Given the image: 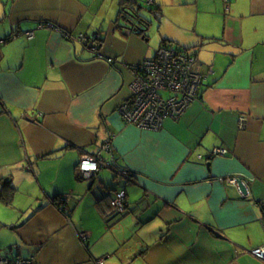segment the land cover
Wrapping results in <instances>:
<instances>
[{"label":"crops","instance_id":"obj_1","mask_svg":"<svg viewBox=\"0 0 264 264\" xmlns=\"http://www.w3.org/2000/svg\"><path fill=\"white\" fill-rule=\"evenodd\" d=\"M108 1L0 0V260L264 264L252 254L264 247V0H138L134 20ZM141 16L158 51L195 55L203 76L199 99L159 131L119 112L152 55L130 31ZM85 155L101 168L79 180ZM234 176L247 197L219 181ZM121 191L128 209L115 214Z\"/></svg>","mask_w":264,"mask_h":264},{"label":"built area","instance_id":"obj_2","mask_svg":"<svg viewBox=\"0 0 264 264\" xmlns=\"http://www.w3.org/2000/svg\"><path fill=\"white\" fill-rule=\"evenodd\" d=\"M32 37L31 33L26 34ZM15 34L13 37H18ZM109 64L113 60H108ZM199 61L186 51L163 45L154 58L132 68L135 80L130 86L131 98L119 108L126 123L139 129L159 131L165 120L180 118L187 108L199 99L203 76L198 71ZM225 148L216 149L215 156H225ZM99 157L85 155L81 158L79 172L84 176L97 172L101 167ZM105 167L108 164L104 165ZM127 175L124 170L120 171ZM230 183L236 178L229 177ZM115 214H123L128 209L126 191L117 192L111 201ZM81 239L86 242L87 235ZM254 257L264 261V247L252 251ZM0 264H32L25 259H1Z\"/></svg>","mask_w":264,"mask_h":264},{"label":"trees","instance_id":"obj_3","mask_svg":"<svg viewBox=\"0 0 264 264\" xmlns=\"http://www.w3.org/2000/svg\"><path fill=\"white\" fill-rule=\"evenodd\" d=\"M120 4H121V9H120V17H126L128 14V11H131L133 13H139V11L136 9L139 5L138 0H120ZM142 18V19H141ZM141 18L139 17V21H141L143 24H139V25H135L133 27L130 28V31L135 33L136 35L143 37L145 39L149 38V29L151 28L152 25V21L151 19L147 18V17H143L141 16ZM141 25V26H140ZM166 42H163L162 45H166ZM105 164H108L107 162H105ZM109 166V164H108ZM106 166V167H108ZM78 179L82 180V173L79 172V167H78ZM84 176V175H83ZM126 178H130L132 177V173L127 172V175L125 176ZM4 193H3V197L6 198V195L9 191L14 190V186L12 184V182L10 180L6 181L4 183ZM62 197V198H61ZM64 195H58L56 198H53L52 201L58 206V208H60L62 211H64V206L67 204L65 198H63ZM117 216H111L108 218V227L111 228L116 220H117Z\"/></svg>","mask_w":264,"mask_h":264},{"label":"rangeland","instance_id":"obj_4","mask_svg":"<svg viewBox=\"0 0 264 264\" xmlns=\"http://www.w3.org/2000/svg\"><path fill=\"white\" fill-rule=\"evenodd\" d=\"M114 1H112V0H109L108 2H107V4H111V3H113ZM117 4V3H116ZM140 6H142L144 9H148V3L146 2L144 5H140ZM143 11L144 10H142V13H143ZM145 13H146V11H144ZM167 14H172V15H174V16H178V9L177 8H175V7H172V8H170V9H168V11L166 12ZM184 29H187V28H184V27H182V26H179V27H177V28H174V30H176L177 32H179V34H180V37H181V39H182V41H184V43H187V42H189V41H193V37H191V35L189 34V33H186V31L184 30ZM155 32H158V26H156L155 27V29H154V31H152L151 32V30L149 31V41H148V43H147V46H148V49H149V51L151 52V58L155 55V53H156V51H158V48H159V46H160V44H161V38L160 37H158V36H156L155 35ZM195 42H196V40H195ZM196 43H198V42H196ZM202 48V50H201V52L202 51H206L207 49H208V46H205V47H201ZM200 48V49H201ZM37 206H40V204H38ZM82 210L83 209H80L79 210V215H81V213H82ZM87 209H86V207H85V210L84 211H86Z\"/></svg>","mask_w":264,"mask_h":264},{"label":"water","instance_id":"obj_5","mask_svg":"<svg viewBox=\"0 0 264 264\" xmlns=\"http://www.w3.org/2000/svg\"><path fill=\"white\" fill-rule=\"evenodd\" d=\"M129 13H131V12H129ZM128 13V14H129ZM131 14H133V13H131ZM132 20H134L136 17H135V15H128ZM207 167L208 168H210L211 167V163H209L208 165H207ZM229 177H227V178H222V179H220L219 181L220 182H222V183H226V185L227 186H234V187H237L239 190H240V192L242 193V195L243 196H245V197H247L248 195H249V187H248V185H247V183H246V181H245V178H243V177H240V176H234L233 178H236V182L235 183H230V182H228L227 181V179H228ZM40 206H42V204H40ZM39 206V207H40Z\"/></svg>","mask_w":264,"mask_h":264}]
</instances>
